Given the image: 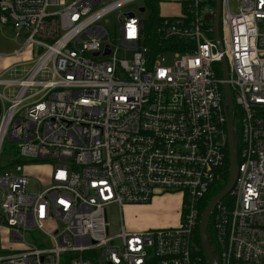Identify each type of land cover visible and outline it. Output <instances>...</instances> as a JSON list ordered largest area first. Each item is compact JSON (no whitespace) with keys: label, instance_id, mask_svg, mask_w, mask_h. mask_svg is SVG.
Masks as SVG:
<instances>
[{"label":"built area","instance_id":"2783aa9c","mask_svg":"<svg viewBox=\"0 0 264 264\" xmlns=\"http://www.w3.org/2000/svg\"><path fill=\"white\" fill-rule=\"evenodd\" d=\"M138 1L0 0V26L21 40L0 59L29 52L0 72V264H204L201 202L227 168L223 83L238 168L213 247L219 264H264V0H235V14L220 0V50L215 0L183 1L151 32L124 12L110 37L101 19ZM46 163L45 185L28 177ZM166 192L183 198L176 227L109 234L108 207Z\"/></svg>","mask_w":264,"mask_h":264},{"label":"rangeland","instance_id":"374dc122","mask_svg":"<svg viewBox=\"0 0 264 264\" xmlns=\"http://www.w3.org/2000/svg\"><path fill=\"white\" fill-rule=\"evenodd\" d=\"M183 1L189 2L190 0H141L122 8L121 10L111 12L108 15L104 16L100 21V25L108 32L110 37H113L116 32V20L119 14H122L127 11L134 12L136 13V15L141 16L145 24L150 25L149 22L153 19V17L156 14H158L159 16H173L177 14V10H178L177 6H181L183 4ZM228 5L231 13L235 14L237 11V5L235 0H228ZM141 8H145V11L143 13L139 12V9ZM153 11H156L157 13L154 14ZM20 43L21 40L18 41L13 40V33L9 27L0 26L1 55L3 56L11 55L12 52L19 47ZM27 58H29V52L24 53L19 58L7 57L4 59H0V72L2 69H7L8 67H11ZM165 59L167 64H171L173 57L171 55H167ZM3 78H7V76H4ZM14 151H15V144L5 143L3 148L4 157L1 162L3 164H8L11 159L10 156L13 155ZM48 164L49 163H46V165L27 168L26 172L28 174V177L30 179L39 181L42 185H45V183H47V173L49 171ZM220 185H223V181L218 183L217 185H214L212 190H210V192L208 193L205 199L206 201L204 207L207 204V202L213 197V192L216 191ZM28 189L30 191H35L36 186L30 182L28 185ZM165 196H170V197L167 198V201L165 202V204H163V200L161 199H163ZM1 199L2 198L0 193V202ZM181 201H183L181 194L166 192L155 197V199L151 202L152 207L146 210L142 209L144 205L141 204L127 205V206H123L122 208L112 205L108 207L106 210L107 220L110 224L109 234L115 235L116 233H118L120 231L121 225L124 228V230L128 232L147 231L149 230L146 229V225L148 224L154 226V228L152 229L161 228L160 226L165 225V222L162 221L163 217L165 215L169 216L170 209H173L175 203L177 202L180 203ZM162 204L163 206L161 210H159L158 206H161ZM134 207H141V208H134ZM154 214H156V216ZM131 227H137L138 230L137 231L133 230L131 229ZM0 236L2 241L6 243L7 235L3 230H0ZM30 237L31 236L28 233L25 234L26 241H29ZM38 239L41 240V235H39ZM114 243L118 245L119 241L116 240Z\"/></svg>","mask_w":264,"mask_h":264},{"label":"water","instance_id":"95a60500","mask_svg":"<svg viewBox=\"0 0 264 264\" xmlns=\"http://www.w3.org/2000/svg\"><path fill=\"white\" fill-rule=\"evenodd\" d=\"M141 12L144 11L143 8L140 9ZM219 17H220V0H215V12L214 16L210 15L205 16L206 21L212 20V30L214 34V38L218 44L219 50L221 49V40H220V31H219ZM221 73L223 80H226L228 77V71L226 68L225 60L221 59ZM223 92V105L224 111L226 114V136H227V151H228V176L225 187L219 191L215 196H213L202 209L199 221H198V242L201 250L202 257L204 259L205 264H219L215 253L209 243L208 237V226L210 222V218L213 210L221 202L231 191L234 182L237 176V135L236 129L233 121V104L231 99V94L229 90V86L226 83L222 85Z\"/></svg>","mask_w":264,"mask_h":264},{"label":"crops","instance_id":"0c3cea01","mask_svg":"<svg viewBox=\"0 0 264 264\" xmlns=\"http://www.w3.org/2000/svg\"><path fill=\"white\" fill-rule=\"evenodd\" d=\"M158 195H160V194H157L155 196L157 197ZM169 197L170 196H165L163 199H161V200H163V204H165V202L167 201V198H169ZM154 199L155 198H152V201ZM151 202L148 203V204H146V205H144V207L142 209L143 210H146V209L151 208L152 207ZM181 202L180 203L179 202L175 203L173 209H170V211H169V216L165 215L163 217V220L162 221L165 222V225L164 226H160L161 228L176 227L178 225V222L180 220ZM163 204L161 206H158L159 207V210H161ZM134 208H141V207H134ZM171 212H172V215H171ZM154 215L156 216V214H154ZM152 228H154V226H151L150 224L146 225V229H149L150 230ZM131 229L136 230V231L138 230L137 227H131ZM158 229H160V228H158ZM134 233H138V232H134Z\"/></svg>","mask_w":264,"mask_h":264},{"label":"trees","instance_id":"16d2710c","mask_svg":"<svg viewBox=\"0 0 264 264\" xmlns=\"http://www.w3.org/2000/svg\"><path fill=\"white\" fill-rule=\"evenodd\" d=\"M153 13L154 14H156L157 12L156 11H153ZM155 16H157V14L155 15ZM154 16V17H155ZM152 22H153V20H151L150 22H149V24L150 25H147V24H145V29L146 30H148V31H152V29H153V25H152ZM227 176H228V164H227V168L224 170V175L222 176V179H220V182H222L223 181V185H220L219 186V188L216 190V191H214L213 192V196H215L219 191H221L224 187H225V185H226V181H227ZM220 182H218V183H220ZM217 183V184H218ZM213 188V187H212ZM212 188L210 189V190H212ZM222 188V189H221ZM210 192V191H209ZM208 195V194H207ZM207 197V196H206ZM206 197L202 200V202H201V209H203V207H204V204H205V199H206ZM207 233H208V237H209V243H210V245H211V247H212V249H213V252L216 254V250H215V248L213 247V242H212V236H211V229H210V226H208V230H207ZM195 240H196V243H197V245H198V248H199V251H200V253H201V250H200V247H199V242H198V234L196 233V235H195ZM201 257H202V255H201ZM203 258V257H202ZM204 260V259H203ZM205 264V263H204Z\"/></svg>","mask_w":264,"mask_h":264}]
</instances>
